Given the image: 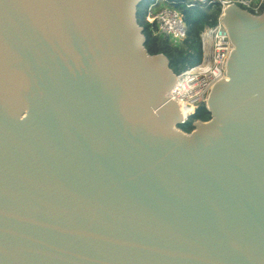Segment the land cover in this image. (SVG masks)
Returning a JSON list of instances; mask_svg holds the SVG:
<instances>
[{"label": "water", "instance_id": "water-1", "mask_svg": "<svg viewBox=\"0 0 264 264\" xmlns=\"http://www.w3.org/2000/svg\"><path fill=\"white\" fill-rule=\"evenodd\" d=\"M140 2L0 0V264H264V9L187 132Z\"/></svg>", "mask_w": 264, "mask_h": 264}, {"label": "built area", "instance_id": "built-area-1", "mask_svg": "<svg viewBox=\"0 0 264 264\" xmlns=\"http://www.w3.org/2000/svg\"><path fill=\"white\" fill-rule=\"evenodd\" d=\"M167 0H153L147 9L146 18L156 25V31L180 40L186 36L187 26L181 13L164 4ZM194 3L219 4L221 13L217 23L207 26L201 33L203 56L199 63L176 74V82L168 92L175 100L182 114L181 124L195 113L198 104L207 99L214 85L227 76V64L234 49L228 30L222 21V15L230 5L236 4L253 14L264 9V0H187Z\"/></svg>", "mask_w": 264, "mask_h": 264}, {"label": "trees", "instance_id": "trees-1", "mask_svg": "<svg viewBox=\"0 0 264 264\" xmlns=\"http://www.w3.org/2000/svg\"><path fill=\"white\" fill-rule=\"evenodd\" d=\"M153 0H141L137 7V20L143 27L145 47L151 54L163 53L169 59L171 69L176 73L199 63L203 56L201 33L207 26L217 23L221 13L219 4L194 3L188 5L187 0H167L165 5L178 10L187 26L186 36L173 40L170 36L156 31V25L148 22L147 9ZM211 112L204 102L198 104L194 114L179 125L184 131H191L196 120H208Z\"/></svg>", "mask_w": 264, "mask_h": 264}]
</instances>
